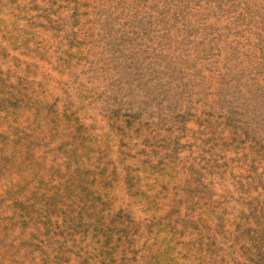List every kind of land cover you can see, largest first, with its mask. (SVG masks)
I'll return each mask as SVG.
<instances>
[{
  "label": "rangeland",
  "instance_id": "374dc122",
  "mask_svg": "<svg viewBox=\"0 0 264 264\" xmlns=\"http://www.w3.org/2000/svg\"><path fill=\"white\" fill-rule=\"evenodd\" d=\"M0 264H264V0H0Z\"/></svg>",
  "mask_w": 264,
  "mask_h": 264
}]
</instances>
